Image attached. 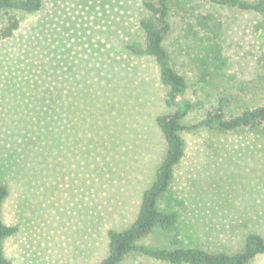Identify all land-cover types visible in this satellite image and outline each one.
Instances as JSON below:
<instances>
[{
  "label": "rangeland",
  "instance_id": "1",
  "mask_svg": "<svg viewBox=\"0 0 264 264\" xmlns=\"http://www.w3.org/2000/svg\"><path fill=\"white\" fill-rule=\"evenodd\" d=\"M41 1L0 40L1 216L17 227L3 250L10 264H99L107 232L132 224L164 158L155 119L166 111V89L154 60L129 51L143 44L145 0ZM208 12L222 21L226 65L199 83L205 39L186 27ZM260 20L208 0L173 3L164 47L192 103L183 125L199 123L220 96L230 99L227 116L264 99ZM180 136L184 155L170 187L183 202L179 245L232 253L249 233L264 239V132L198 127ZM168 239L154 230L140 244L168 248ZM251 263L264 264V255ZM121 264L167 263L134 253Z\"/></svg>",
  "mask_w": 264,
  "mask_h": 264
},
{
  "label": "trees",
  "instance_id": "2",
  "mask_svg": "<svg viewBox=\"0 0 264 264\" xmlns=\"http://www.w3.org/2000/svg\"><path fill=\"white\" fill-rule=\"evenodd\" d=\"M176 0H145L143 8L147 17L139 21L143 44L129 47L137 56L152 58L158 68V77L166 89L164 106L166 111L156 117L155 123L164 138L166 151L163 160L155 172L152 184L143 192L135 220L122 231L109 230L108 254L99 264H121L130 254H139L154 261L167 264H252V260L264 255V239L258 234L245 236L241 248L235 252H210L199 247H182L177 236L178 213L176 208L183 207V202L176 198L171 190L174 168L184 155V130L198 127L222 133L239 130L264 132V99L257 105L243 102L237 114L227 116L225 107L230 101L218 97L216 105L210 108L199 123L183 125V119L192 109L191 101L185 97L186 81L178 73L164 47L166 35L170 30L169 16ZM209 3L234 8L243 12H252L261 20L255 25L256 31L264 32V0H208ZM42 6L41 0H0V40L13 36L19 29L20 15L37 13ZM187 33L197 36V31L204 37L200 55L195 59L197 81L206 83L226 65L219 37L222 21L212 13L198 14L193 24L186 27ZM7 197V188L0 184V264H10L3 250V242L15 235L16 226L4 223L1 206ZM159 230L169 235L168 248L148 247L140 244L152 231Z\"/></svg>",
  "mask_w": 264,
  "mask_h": 264
}]
</instances>
